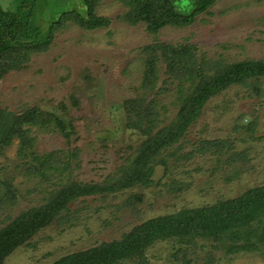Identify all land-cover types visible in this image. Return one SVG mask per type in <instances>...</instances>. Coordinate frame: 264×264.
Here are the masks:
<instances>
[{
  "label": "rangeland",
  "instance_id": "374dc122",
  "mask_svg": "<svg viewBox=\"0 0 264 264\" xmlns=\"http://www.w3.org/2000/svg\"><path fill=\"white\" fill-rule=\"evenodd\" d=\"M14 3L0 0L8 12ZM79 3L36 0L31 16L56 20ZM131 10L129 0H101L96 24L65 17L46 50L21 53L22 67L0 70L3 112L42 115L24 127L33 146L16 137L0 147V230L33 209L45 220L3 264H54L122 241L149 220H181L264 186V76L256 87L229 84L200 102L186 131L178 125V90L203 60L209 70L222 55L264 61V0H215L189 24L156 28ZM140 153L145 183L128 184ZM72 183L92 191L52 209L60 187ZM226 227L220 235L177 227L163 238L146 236L141 252L120 264H264V214Z\"/></svg>",
  "mask_w": 264,
  "mask_h": 264
},
{
  "label": "trees",
  "instance_id": "16d2710c",
  "mask_svg": "<svg viewBox=\"0 0 264 264\" xmlns=\"http://www.w3.org/2000/svg\"><path fill=\"white\" fill-rule=\"evenodd\" d=\"M15 1L14 11H4L0 6V70L3 67L7 70L22 67L21 53L46 50L53 39L55 25L65 17L76 15L78 19L84 21V25L96 24L92 11L101 2V0H80V10L63 12L56 20H51L45 17L32 18V7L36 0ZM214 3L215 0H129V4L132 5L130 16L138 20H151L152 28L164 23L189 24L210 9ZM189 8H192L191 12L184 13ZM86 16L87 19L84 18ZM152 55L155 57V51ZM176 57L180 61L176 65V71L179 73L183 71L185 62L183 55ZM226 59L223 55L220 58H213V69L210 70L211 64L203 60L198 72H192L185 80L188 81V87L178 90L180 101L183 103L178 115L180 120L178 125L183 129L182 132L186 131L188 125L197 117L196 111L201 107L200 102H204L233 82H239L246 87H256L255 85L259 84L264 76V61L247 59L232 63ZM198 78L199 82L194 87ZM39 113L33 109L17 116L14 112L4 113L0 107V147L9 144L16 137L24 146H33L35 139L30 136L31 128L29 130L24 127L40 124L39 118L42 115ZM42 123L46 124L45 128L53 125L48 119ZM172 125L169 139L174 141L178 134L174 132L176 124ZM158 149L157 146L155 151ZM145 154L150 155V151H145ZM133 162L126 173L129 176L127 183L138 180L145 183L142 179L146 176L144 170L147 167L143 169V155L140 153ZM41 175L44 177L47 173ZM91 191L90 188L77 183L63 184L51 208L56 210L64 208L71 200ZM257 211L264 214V186L249 190L235 200L220 202L211 209L187 212L181 220L176 216L149 220L139 230L137 229L136 234H127L122 241L100 245L98 248L60 259L54 264H120L126 259L131 260L133 256H137L147 239L163 238L168 233L172 234L177 227L192 233L195 231L203 234L206 231L212 235H220L225 233L226 226H245L255 218ZM43 221L45 222L41 211L33 209L31 213L18 217L8 227L0 230V264H3V259L20 244L30 239L42 227Z\"/></svg>",
  "mask_w": 264,
  "mask_h": 264
}]
</instances>
